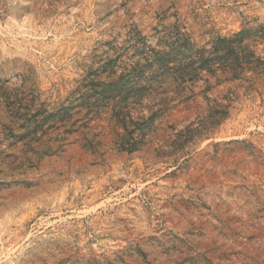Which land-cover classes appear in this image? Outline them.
<instances>
[{
    "label": "rangeland",
    "instance_id": "rangeland-1",
    "mask_svg": "<svg viewBox=\"0 0 264 264\" xmlns=\"http://www.w3.org/2000/svg\"><path fill=\"white\" fill-rule=\"evenodd\" d=\"M0 264H264V0H0Z\"/></svg>",
    "mask_w": 264,
    "mask_h": 264
}]
</instances>
